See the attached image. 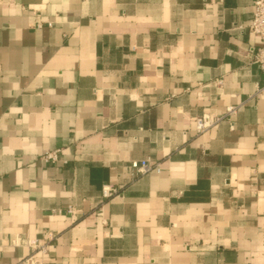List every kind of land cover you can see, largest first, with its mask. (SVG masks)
<instances>
[{
  "label": "crops",
  "instance_id": "obj_1",
  "mask_svg": "<svg viewBox=\"0 0 264 264\" xmlns=\"http://www.w3.org/2000/svg\"><path fill=\"white\" fill-rule=\"evenodd\" d=\"M253 1L0 0V264H264Z\"/></svg>",
  "mask_w": 264,
  "mask_h": 264
},
{
  "label": "built area",
  "instance_id": "obj_2",
  "mask_svg": "<svg viewBox=\"0 0 264 264\" xmlns=\"http://www.w3.org/2000/svg\"><path fill=\"white\" fill-rule=\"evenodd\" d=\"M40 26V24H37ZM248 32L259 39V45L251 49L250 62L255 64L264 73V0L253 1V12L251 21L248 25ZM220 83V82H218ZM254 95L264 96V79L262 83L257 86ZM235 111V106H229L224 114L204 113L193 118L194 128L197 133H202L208 128L216 125L219 121L230 115ZM59 149L49 150L40 156V160L44 163H54L58 160ZM132 172L136 174H143L152 169L159 170L158 163L150 162L148 159L132 160L129 163ZM102 197L106 198L114 193L117 189L111 185H104L101 190ZM33 249H38L45 252L44 245L33 243ZM21 258L16 264H39V260L35 258L34 252Z\"/></svg>",
  "mask_w": 264,
  "mask_h": 264
}]
</instances>
